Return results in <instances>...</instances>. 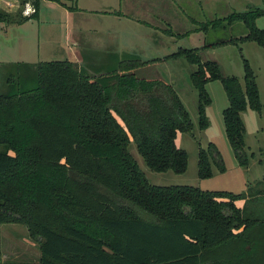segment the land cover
I'll use <instances>...</instances> for the list:
<instances>
[{
  "label": "trees",
  "instance_id": "16d2710c",
  "mask_svg": "<svg viewBox=\"0 0 264 264\" xmlns=\"http://www.w3.org/2000/svg\"><path fill=\"white\" fill-rule=\"evenodd\" d=\"M17 1L13 14L0 9V22L37 17L41 0ZM26 2L34 7L30 15L22 14ZM261 16L264 5L208 21L217 27L239 20L247 30L211 45L264 46ZM198 52L178 48L164 60L196 66L188 78L200 130L209 126L206 84L220 81L225 136L238 164L247 166L241 112L264 113L256 75L244 59L241 83ZM159 60L122 59L97 76L71 60L39 61L15 73L6 64L2 73L0 65V224L26 227L38 244V264H264V190L155 185L129 151L134 142L152 171H186L187 152L176 144L178 132L193 129L185 105L170 81L136 72ZM29 79L35 86L22 89ZM212 165L225 171L210 142L198 148L197 176L210 178Z\"/></svg>",
  "mask_w": 264,
  "mask_h": 264
},
{
  "label": "rangeland",
  "instance_id": "374dc122",
  "mask_svg": "<svg viewBox=\"0 0 264 264\" xmlns=\"http://www.w3.org/2000/svg\"><path fill=\"white\" fill-rule=\"evenodd\" d=\"M263 5L264 0H41L37 17L20 24L0 22L1 72L5 71V64L12 65L15 73L20 66L22 71L29 72V66L39 61L71 60L85 73L97 76L114 69L122 59L160 58L136 72L147 79L161 76L170 81L190 115L193 129L178 133L177 146L188 157L186 171L181 174L150 170L134 142L129 144V151L148 181L159 186L260 192L264 190V113L247 111L253 114V119L247 113L243 115L248 165L240 166L224 132L221 113L227 99L220 81L206 84L211 97L206 109L209 126L200 130L197 93L188 78L196 66L184 58L167 61L164 56L178 48H199L201 59L216 60L223 75H234L241 83L245 59L256 75L264 103V46L254 41L211 45L244 36L247 30L239 20L231 23L225 20L217 27L205 26L208 21L232 12ZM0 9L13 14L18 1L0 0ZM256 26L264 29V16L256 19ZM22 85V89H30L35 86V80L29 79ZM210 142L216 145L225 171L219 172L212 165V176L200 179L198 148ZM38 258V244L29 237L24 225L0 224V264H38Z\"/></svg>",
  "mask_w": 264,
  "mask_h": 264
},
{
  "label": "crops",
  "instance_id": "0c3cea01",
  "mask_svg": "<svg viewBox=\"0 0 264 264\" xmlns=\"http://www.w3.org/2000/svg\"><path fill=\"white\" fill-rule=\"evenodd\" d=\"M160 79L162 78L161 76L159 77ZM257 85H258V88H259V94H260V100H262V98H261V88H260V86H259V84H258V81H257ZM227 99V98H226ZM223 110V109H222ZM251 109H246V110H244V111H242L241 112V118H242V121H243V123H244V126H245V132H246V123H245V121H244V119H243V115H244V113L247 115V117H250L251 119H253V114H251V112H247V111H250ZM179 133V132H178ZM178 133H177V135H176V144H177V139H178ZM235 204H236V206L237 207H240V208H242L243 207V204H244V199H239V200H236L235 201Z\"/></svg>",
  "mask_w": 264,
  "mask_h": 264
},
{
  "label": "built area",
  "instance_id": "2783aa9c",
  "mask_svg": "<svg viewBox=\"0 0 264 264\" xmlns=\"http://www.w3.org/2000/svg\"><path fill=\"white\" fill-rule=\"evenodd\" d=\"M26 12H27V14H25ZM33 12H34V7L32 6V4H30L29 2H26L25 5L23 6L22 14L23 15H30Z\"/></svg>",
  "mask_w": 264,
  "mask_h": 264
},
{
  "label": "clouds",
  "instance_id": "9594fccd",
  "mask_svg": "<svg viewBox=\"0 0 264 264\" xmlns=\"http://www.w3.org/2000/svg\"><path fill=\"white\" fill-rule=\"evenodd\" d=\"M25 14H27V12Z\"/></svg>",
  "mask_w": 264,
  "mask_h": 264
}]
</instances>
